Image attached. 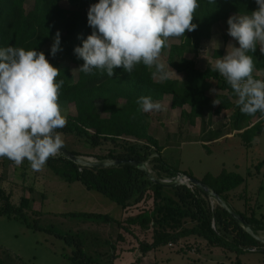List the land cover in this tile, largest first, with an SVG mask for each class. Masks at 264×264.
Wrapping results in <instances>:
<instances>
[{"label": "trees", "instance_id": "trees-1", "mask_svg": "<svg viewBox=\"0 0 264 264\" xmlns=\"http://www.w3.org/2000/svg\"><path fill=\"white\" fill-rule=\"evenodd\" d=\"M67 1L70 0H0V48L13 46L43 51L49 62L60 69L57 80L62 79L64 84L58 103L60 106H73L75 114L69 115L66 126L58 131L85 138L95 148L103 143L113 145L105 155L91 157L100 162H152L159 165L154 169L159 168L169 177L177 176L178 172L171 170L163 159L165 148L151 135V115L139 110L136 101L140 96H150L153 101L159 102L170 97L171 108L181 110L183 121L190 126H196L198 121L205 123L208 112L214 117L232 112L226 124L232 123L247 146L262 134L264 118L252 124L253 119L261 116V113L257 112L254 116L243 114L236 104L234 91L224 78L212 71V67L199 69L197 58L189 56L191 51H195L197 56L204 45L219 36L222 33L220 30L228 26L230 16L250 14L256 10L255 0H216L211 4L208 0H198L200 6L193 19L197 29L186 32L179 44L167 41V47L162 49V55L167 56V64L182 79L168 78L165 81L157 80L152 75L154 69L142 63L131 74L117 68L113 77L96 69L91 74L78 70V74L74 75L70 66L64 64L69 60L77 68L82 66L84 62L76 56L74 48L82 46V41L93 29L87 22L88 9H66L63 4ZM57 31L60 32L62 51L53 57L50 49ZM221 38L219 47L209 50L212 58L219 59L225 55L228 35ZM248 55L254 58V78L264 79V54L260 53L259 44L256 52H249ZM258 73H262V76H258ZM71 152L81 156L76 151ZM47 163L57 175L68 181H79L89 191L104 194L124 212L120 221L109 215L94 213L68 215L82 218L86 224L91 221L116 224L117 237L114 243L112 240L105 241L110 250L97 253L99 258L85 251L87 232L82 234L83 237L49 231L73 248L72 254L64 255L69 264H144L146 258L159 264L158 257L163 248L191 238L235 254V264H245L241 256L247 253L264 256V243L246 232L220 205L216 203L212 207L210 197L197 187L164 188L152 182L145 171L130 165L90 168L76 165L60 155L50 158ZM263 168L264 161L256 167V174ZM249 176L254 174L249 173ZM155 177L160 178L159 175ZM201 182L215 191L232 209L230 194L245 185L247 179L239 174L223 172L218 177L208 174ZM164 189L173 190V197H166ZM12 196V192L0 188V217L42 230L39 219L31 221V200L23 197L17 206L13 204ZM239 200L245 202V211L234 212L251 226L255 235L260 236L259 233L264 232V216L257 217L256 209L251 207L247 196H240ZM188 221L194 225L185 227ZM136 224L150 225L147 238L133 231L131 226ZM95 240L98 244V239ZM0 264L28 263L0 247Z\"/></svg>", "mask_w": 264, "mask_h": 264}, {"label": "clouds", "instance_id": "clouds-1", "mask_svg": "<svg viewBox=\"0 0 264 264\" xmlns=\"http://www.w3.org/2000/svg\"><path fill=\"white\" fill-rule=\"evenodd\" d=\"M255 3L257 9L250 14L227 19V34L239 46L229 43L226 55L212 66L234 91L240 111L249 116L264 115V80L254 78V58L248 55L256 52L258 44L264 54V0ZM199 6L198 0H99L91 4L87 22L93 31L82 46L74 48L84 62L78 69L85 74L96 69L113 77L117 68L131 74L142 63L154 69V77L167 80L176 73L162 61V49L169 38L185 37L197 29L193 19ZM50 51L53 57L62 51L59 31ZM60 72L43 51L0 48V158L16 166L26 159L39 172L50 158L60 155L64 140L58 130L67 123L58 103L64 84L57 80ZM136 103L143 113L163 110L161 102L150 96H140Z\"/></svg>", "mask_w": 264, "mask_h": 264}, {"label": "rangeland", "instance_id": "rangeland-1", "mask_svg": "<svg viewBox=\"0 0 264 264\" xmlns=\"http://www.w3.org/2000/svg\"><path fill=\"white\" fill-rule=\"evenodd\" d=\"M94 3H98V0H70L63 5L70 10H86ZM220 31L222 32L223 29ZM168 41L171 44H179L181 37L169 38ZM213 49L214 46L208 44L197 56L195 51H191L189 56L197 58L198 68L205 70L212 67L217 60L211 57L209 50ZM161 59L167 64L166 55H161ZM64 65L70 66L74 75L78 74L79 69L69 60ZM156 78L159 80L158 77ZM169 78L182 79L177 73ZM161 104L163 110L149 113L151 135L165 148L163 159L171 170L186 173L199 181L208 174L214 177L220 176L223 172L239 174L247 179V183L230 194L233 211H245V202L239 200V197L244 195L249 198L251 207L256 209L257 217L264 216V168L256 174V167L264 161V131L250 146H247L239 137L236 128L230 123L226 124L230 121L229 116L233 114L232 112H225L221 117H214L208 112L205 123L198 121L196 126H190L183 121L181 110L171 108V98ZM60 107L66 119L69 115L75 114L73 106L62 104ZM63 140L64 149L76 151L81 157L95 162L100 161L91 155H105L113 147L111 143H103L95 148L85 138L72 135L63 134ZM155 166L159 165L147 162L148 170L154 176L159 175V180L174 181L176 177H169L159 168L154 169ZM25 171H27L25 179L17 178L14 186L7 185L5 189L13 193L12 202L17 206L20 205L23 197L31 200V221L39 219L42 230L29 228L17 220L0 217V247L28 264H69L64 255L72 254L73 248L68 247L62 238L49 232L53 231L59 235L72 236H83L82 234L87 232L84 238L85 251L95 258H99L98 255L96 256L97 253L110 250L105 245V241L112 240L114 243L118 234L115 223L96 224L91 221L86 224L84 219L68 215L94 213L109 215L120 221L124 212L118 204L104 194L87 190L79 181L62 178L49 167L48 163L41 171L35 172L26 160ZM249 173H253L254 176L250 177ZM188 187L193 188V186ZM173 192L170 189L163 190L166 197H173ZM211 205L215 207L216 202L211 200ZM193 225L188 221L185 227ZM131 228L143 238H147L150 234L148 224H136ZM259 235L264 239V232ZM95 239H98V244ZM159 258L161 264L168 263L170 258L181 264L191 262L235 264L236 261L235 254L209 247L205 241L197 238L183 240L175 246L163 248ZM241 259L245 264H264L262 263L264 256L259 253H247L242 255Z\"/></svg>", "mask_w": 264, "mask_h": 264}, {"label": "water", "instance_id": "water-1", "mask_svg": "<svg viewBox=\"0 0 264 264\" xmlns=\"http://www.w3.org/2000/svg\"><path fill=\"white\" fill-rule=\"evenodd\" d=\"M60 156L65 157L66 159L72 161L76 165L84 166V167H90V168H109L114 166H120V165H130L135 166L138 169L145 171L147 173L148 178L154 182L155 184L160 185L164 188H178L181 186H193L201 189L206 195L210 197L211 200L216 202L218 205H220L223 209L227 210L229 214L236 220V222L250 235H252L254 238H256L258 241L264 243V239L260 238L259 236L255 235L251 226L238 214H236L229 205L215 192L213 191L209 186L205 185L201 181L187 176L183 173H178L174 181H163L158 180L151 171L148 170L147 163L141 162V161H122V160H116V161H105V162H95L92 159H88L85 157L78 156L71 151H68L64 148L61 149Z\"/></svg>", "mask_w": 264, "mask_h": 264}, {"label": "crops", "instance_id": "crops-1", "mask_svg": "<svg viewBox=\"0 0 264 264\" xmlns=\"http://www.w3.org/2000/svg\"><path fill=\"white\" fill-rule=\"evenodd\" d=\"M227 28H228V26H226L223 29L222 33L219 36H216L215 38H213V40L211 42L207 43L206 45H204V47H206L208 44L214 46V48L217 47V45L215 43H218V45H219V43L221 42V39H222L221 38L222 35H228L227 34ZM229 43H232L234 46H237V47L239 46L238 43L235 40H233V38H231L228 35V43L226 44L225 55H226L227 46H228ZM257 75L258 76H262V73H258ZM159 81H161V80L159 79ZM217 92L220 93L219 90ZM167 98L170 99V97H165L164 101L168 100ZM222 115H224V113ZM230 115L232 116V114H230ZM231 116H229V118ZM262 118H264V115H261L259 117L257 116L255 119H253V123L252 124H256ZM25 161H26V159L24 160V162L22 163L21 166H16L14 164V162L10 161L9 159L0 158V188H4L5 189V187L7 185L14 186V182L17 181V178L25 179V176L27 175V171H25ZM12 195H13V193H12ZM12 199H13V196H12ZM158 260H159V264H161V261H160L159 257H158ZM144 264H155V263L151 262V259L146 258L145 261H144ZM166 264H181V263H176L175 260L170 258L168 263H166Z\"/></svg>", "mask_w": 264, "mask_h": 264}, {"label": "built area", "instance_id": "built-area-1", "mask_svg": "<svg viewBox=\"0 0 264 264\" xmlns=\"http://www.w3.org/2000/svg\"><path fill=\"white\" fill-rule=\"evenodd\" d=\"M256 79H262V80H264L263 78H261V77H258V78H256ZM191 189H193V188H191ZM214 202V201H213ZM170 246H172V245H170Z\"/></svg>", "mask_w": 264, "mask_h": 264}]
</instances>
